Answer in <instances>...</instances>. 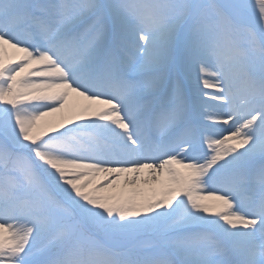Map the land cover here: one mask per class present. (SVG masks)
Segmentation results:
<instances>
[{"label": "snow or ice", "instance_id": "snow-or-ice-1", "mask_svg": "<svg viewBox=\"0 0 264 264\" xmlns=\"http://www.w3.org/2000/svg\"><path fill=\"white\" fill-rule=\"evenodd\" d=\"M0 264H264V0H0Z\"/></svg>", "mask_w": 264, "mask_h": 264}, {"label": "bare ground", "instance_id": "bare-ground-1", "mask_svg": "<svg viewBox=\"0 0 264 264\" xmlns=\"http://www.w3.org/2000/svg\"><path fill=\"white\" fill-rule=\"evenodd\" d=\"M87 103L88 101H85L80 97H73L69 101V104L66 105L64 109H62L60 112L50 114L49 116L45 117L44 120L49 122L50 124H60L62 121L66 122L69 117L74 116L77 113L78 106L85 105ZM148 172L149 170L145 169L140 173V175L137 177V185L135 187H142V188L155 187L154 185H151V184L141 185L139 183L140 180L150 179V177L148 176ZM125 176H127L128 179H131L132 174L129 173V174L121 175L118 180H115L114 178L110 177V179H113L114 181V187L110 186L108 187L107 190L113 194H118L121 191H124V192L131 191L132 186H129L127 188L124 186ZM162 178L163 177H161V179ZM104 182H105V175L97 174L92 179L90 187L98 185V184H102Z\"/></svg>", "mask_w": 264, "mask_h": 264}]
</instances>
